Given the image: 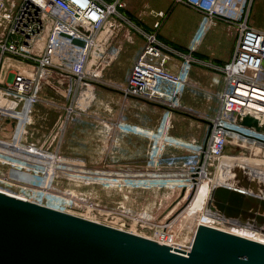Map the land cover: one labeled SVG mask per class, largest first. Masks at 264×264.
Wrapping results in <instances>:
<instances>
[{"label": "rangeland", "instance_id": "obj_1", "mask_svg": "<svg viewBox=\"0 0 264 264\" xmlns=\"http://www.w3.org/2000/svg\"><path fill=\"white\" fill-rule=\"evenodd\" d=\"M129 1L138 6L137 17L125 12ZM124 2V14L131 25L111 19L115 30L106 27L98 37L106 48L114 46L116 50L94 62L88 73V80L122 92L146 45L143 33L156 32L158 12L153 9L170 7L158 30L161 40L218 67L229 62L226 56L234 55L238 28L244 20L264 30V0H225L222 10L226 17L217 26L189 6L174 5V0L168 5L164 0ZM10 62H4V69L27 65ZM184 71L206 90H210L209 77L212 82L218 80L216 95L194 97L188 89L181 99L192 115L215 119L224 76L203 66H188ZM44 96V102L35 107L25 138L17 144L24 156L34 154L36 158L0 162L2 190L25 193L30 202L155 241H162L163 233H168L178 244L188 245L197 227L205 224L264 243V222L257 216L225 219L211 207L213 191L225 185L232 167L241 166L258 178L264 177V143L235 139L221 156L207 157L208 124L125 92L75 81L68 74L54 72ZM37 125L45 135L42 144L34 145L26 137ZM257 138L264 141V133ZM10 139L6 151L15 148ZM252 166L261 168L259 173ZM196 172L197 180H191ZM261 184L264 186V181ZM201 192L205 195L197 208Z\"/></svg>", "mask_w": 264, "mask_h": 264}, {"label": "built area", "instance_id": "obj_2", "mask_svg": "<svg viewBox=\"0 0 264 264\" xmlns=\"http://www.w3.org/2000/svg\"><path fill=\"white\" fill-rule=\"evenodd\" d=\"M224 2L174 0V5L189 6L203 14L211 25L217 26L226 17L222 10ZM125 7L124 0H0V78L6 60L22 61L31 67L22 70L9 67L11 78L4 82L0 80V99L7 98L10 102L7 107L0 105V122L15 121V132L9 140L15 148L6 151L8 141L0 138V162L10 159L24 162L36 158L34 154L24 156L23 151H18L17 144L25 138L26 129L33 122L35 107L44 102V92L50 86L53 73L68 74L75 81L88 80L93 63L103 61L104 56L116 50L114 46L106 48L101 44L98 34L106 27L115 30V24H110L111 19L131 25L126 20ZM155 16L156 32L143 33L146 45L137 57L127 84L121 89L129 96L189 113L181 103L188 89L194 97L201 94L209 97L216 93L201 88L199 82L185 73V67L203 66L219 71L224 76L225 88L219 94L218 115L210 120L214 127L204 154L212 158L221 156L235 139L264 143L257 138L260 132L239 124V120L250 114L262 126L260 119L264 117V111L251 106L250 101L261 102L254 95L255 91L264 89V30L250 25L248 19L244 20L238 28L232 60L218 67L161 40L158 30L168 13L160 11ZM74 40L84 45L76 44ZM217 83L215 79L213 85ZM242 87L251 95L240 93ZM2 183L0 179L1 192L29 201L25 193L17 195L2 190ZM163 234L162 241L158 242L185 252L191 250L193 240L182 245L168 233Z\"/></svg>", "mask_w": 264, "mask_h": 264}, {"label": "water", "instance_id": "obj_3", "mask_svg": "<svg viewBox=\"0 0 264 264\" xmlns=\"http://www.w3.org/2000/svg\"><path fill=\"white\" fill-rule=\"evenodd\" d=\"M74 43L84 45L79 40ZM86 81L124 93L101 82ZM145 101L208 124L207 147L212 121ZM239 124L264 131L250 114ZM197 175L193 174L194 181ZM237 178L238 186H217L212 209L225 219L257 216L264 222V192L256 188L260 185L241 173ZM0 264H264V243L201 224L191 250L185 252L0 191Z\"/></svg>", "mask_w": 264, "mask_h": 264}, {"label": "crops", "instance_id": "obj_4", "mask_svg": "<svg viewBox=\"0 0 264 264\" xmlns=\"http://www.w3.org/2000/svg\"><path fill=\"white\" fill-rule=\"evenodd\" d=\"M171 0H164V3L166 4V5H168L169 4V2H170ZM142 2V1H141ZM141 2H139V4L141 3ZM172 3H173V1H172ZM143 5H140V7H142ZM137 5L136 4H134L132 1L130 2H128V8L125 10V12L126 13H129L131 16L133 15V16H135V17H137V11H136V9H137ZM170 8V7H169ZM169 8H166V9H159V10H156V9H153L152 11H153V13L156 11V12H160V11H164V12H169L168 11V9ZM154 15V14H153ZM168 18V17H167ZM164 25V24H163ZM165 41V40H164ZM167 43H169L168 41H166ZM169 44H171V43H169ZM171 45H173V44H171ZM174 46V45H173ZM177 47V46H176ZM232 58H233V56L231 57V58H228L227 56H226V60L227 61H231L232 60ZM6 63H8V64H10L11 62H10V60H7V61H5V64ZM9 68V67H8ZM12 68H14V69H20V70H22V69H30L31 67L30 66H27V65H22V66H15L14 64L12 65ZM11 78V76H10V74H9V70H7V69H4V65H3V69H2V74H1V78H0V80H1V82H4V81H7L8 79H10ZM196 79H198V78H196ZM208 86H209V88H210V90H213L214 92H215V89H216V87H217V85H213V82H212V80H210V77H209V80H208ZM0 105L1 106H9L10 105V102H9V100L7 99V98H5V99H0ZM14 132H15V121H13V120H7V121H2V122H0V138H5V139H7V138H11V137H13V135H14ZM28 136L26 137V140H31V142H32V144H34L35 145V143L36 144H42L41 142L43 141V139H44V135H45V132H44V130L41 128V125H37L36 127H33V128H31L29 131H28Z\"/></svg>", "mask_w": 264, "mask_h": 264}, {"label": "bare ground", "instance_id": "obj_5", "mask_svg": "<svg viewBox=\"0 0 264 264\" xmlns=\"http://www.w3.org/2000/svg\"><path fill=\"white\" fill-rule=\"evenodd\" d=\"M240 93H242L243 95H247V96H250L251 94H250V92L247 90V88H245V87H242V88H240ZM255 98H257L258 100H260L261 102H257V101H250V105L251 106H253V107H255V108H259V110H262V111H264V89H260V90H257V91H255ZM260 122H261V124H262V126H264V117H262V119H260ZM264 132V131H263ZM260 134H262L261 132H260ZM229 159V158H228ZM227 159V160H228ZM258 161H255V163H257ZM253 163V162H252ZM258 164H259V162H258ZM263 164V163H262ZM261 164V165H262ZM254 165V164H253ZM264 165V164H263ZM255 168L256 170L257 169H261V168H258L257 166L255 167V166H252V168ZM260 167V166H259ZM231 171L229 172V174H227L226 175V177H225V185L226 186H232V187H235V186H238L239 184L238 183H236V182H234V179H237L236 177H238L239 176V174H238V172L240 171L241 172V174H242V176L243 177H246V176H249L250 177V180L251 181H253V180H255L256 182H258L259 183V185L261 186V188H259L261 191H263L264 192V186H262V184H261V182L262 181H264V177H257V176H255L254 174H252V173H250V172H248V171H246L243 167H237V168H234V167H232V169H230ZM260 171V170H259ZM263 171H264V169H263ZM206 172V171H205ZM257 172H258V170H257ZM259 173V172H258ZM262 173V172H261ZM201 174H202V177L204 176V174L205 173H203V171H201ZM199 176H201V175H199ZM187 177H188V175H187ZM197 178V177H196ZM195 178V180H197ZM182 180V179H181ZM191 180H193V175H192V178H191ZM261 180V181H260ZM179 181V180H178ZM200 181V180H199ZM188 182V181H187ZM191 182H193V181H191ZM199 183V182H198ZM200 187V186H199ZM190 188V187H189ZM187 189V188H186ZM242 189H244V188H242ZM201 190V189H200ZM203 191H205V190H203ZM190 193V192H189ZM196 194V193H195ZM204 193L203 192H201V194L198 196V199H197V201H196V206H197V208H199V207H201V205H202V201H203V197H204ZM187 199V198H186ZM193 206V205H192ZM194 207V206H193ZM182 211V210H181ZM180 213V212H179ZM178 214V213H177ZM176 214V215H177ZM177 216H175V218H176ZM238 219V218H237ZM169 221V220H168ZM167 221V222H168ZM258 221V220H257ZM261 222V221H260ZM170 223V222H169ZM232 224V223H231ZM166 226H167V224H166ZM165 227V226H164ZM198 228V227H197ZM189 230H191V229H189ZM189 232H191V231H189Z\"/></svg>", "mask_w": 264, "mask_h": 264}]
</instances>
